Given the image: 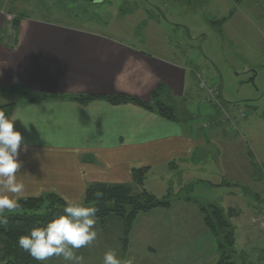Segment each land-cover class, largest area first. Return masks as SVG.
<instances>
[{
    "label": "rangeland",
    "instance_id": "rangeland-1",
    "mask_svg": "<svg viewBox=\"0 0 264 264\" xmlns=\"http://www.w3.org/2000/svg\"><path fill=\"white\" fill-rule=\"evenodd\" d=\"M230 5L231 0H106L101 4L85 0H0L1 104H26L42 95L44 92L33 90L34 78L45 84L61 80L68 68L56 63L60 60L56 51L60 50L61 56L64 44L60 41L66 38L56 31L63 29L69 34L71 29H87L103 31L108 35L106 39L118 38L126 47L135 44L173 59L174 63H183L185 80L173 86L155 70L161 65L164 76H170L164 61L161 64L155 59L152 62L155 67L150 69L153 74L147 79L151 84L145 92L147 99L141 100L169 105L179 118L183 113L184 119L189 120L187 126L206 134L201 138L206 139L219 120L229 124L226 116L231 118L226 132L211 138L214 148L198 155L195 164L159 165L148 173L146 191L157 198L170 196V209L140 214L131 227L123 216L115 213L96 220V239L75 250L76 255L83 257V264H103L104 253L109 250L117 254L121 264L129 260L132 264H218L219 241L224 242L226 235L215 238L207 229L201 210L212 204L225 209L235 207L233 213L227 210L233 215L235 264H264V228L259 220L254 222L257 227L252 224L248 207V201L258 199L255 196L258 190L245 183L244 174L232 181L236 176H230L226 170L234 160L240 165L241 157H246L239 143L241 134L245 145L247 141L251 145L247 144L251 158L264 165V52L256 51L259 43L246 38L239 28L232 27L225 35L221 20L228 17ZM37 29L42 30L43 36L41 47L35 51L37 38H32V32ZM175 46H180L177 52ZM141 67L147 70L151 66ZM133 68L136 70V65ZM78 70L81 71L80 67ZM160 85L162 90L153 100L152 92ZM14 86L16 90L11 92ZM218 93L221 96L223 93L224 98L217 99ZM243 98H252L257 105V110H251L257 115L244 129L241 110L247 112L251 103L244 104L241 110L232 109L231 114L227 111L233 106L230 103ZM241 186L248 188V197L232 199L230 193L243 191ZM48 208L46 203L39 213L47 212ZM237 208L241 210L239 218ZM44 263L68 264L55 256Z\"/></svg>",
    "mask_w": 264,
    "mask_h": 264
},
{
    "label": "crops",
    "instance_id": "crops-1",
    "mask_svg": "<svg viewBox=\"0 0 264 264\" xmlns=\"http://www.w3.org/2000/svg\"><path fill=\"white\" fill-rule=\"evenodd\" d=\"M227 16L221 20L225 35L230 28H239L246 38L259 43L256 51L264 52V0H241L239 3L231 0ZM239 19L242 21L239 22ZM62 30L56 31L57 35L66 38L60 41L64 44V51L61 56V51H56L57 57H60L56 63L59 67L63 65V68L66 65L68 69L63 71L61 80H50L48 84L34 78L31 82L33 90L49 94L48 99L20 104L11 115L20 112L23 117V122L14 121V130L21 132L22 145L26 146V151L19 154L21 166L17 175L25 186L24 198L53 195L65 201H79L81 198L84 200L87 189L92 185L130 184L132 170L135 169L151 171L159 165L195 164L198 155H204L208 149L214 148L211 138L225 133L226 126L231 124H225L222 119L213 116L220 122L213 125L207 138L203 139L201 136L206 137V134L201 135L187 126L189 120L184 119L183 113L182 118L171 122L134 104L112 105L100 99L89 104L70 101L68 96L74 94L100 97L124 93L147 99L145 92L151 86L147 79L153 74L150 69L155 67L153 63L156 60L159 63L164 61L163 65L170 76H164L161 65L155 70L173 86L185 80L186 72L183 63H174L173 59H165L135 44L130 43L126 47L121 45L124 41L118 38L108 40V35L103 31L71 29L68 34ZM41 34V29L32 32V38H37L35 51L41 47ZM179 48L175 46V52ZM142 64L151 67L144 70ZM133 65H136V70ZM186 65L189 66L188 63ZM207 101H210L209 98ZM234 102L227 109L230 114L232 109L241 110L244 104L251 103L247 107L249 112L241 110V128L244 129L257 115L251 112L254 108L257 110L256 102L252 98ZM226 117L230 118L229 115ZM240 137L242 140L239 143L244 147L246 157H241L240 165L234 160L226 170L230 176H236L232 177V181L244 174L245 183L258 190L255 192L258 199L248 201L252 224L257 227L258 224L254 222H264V165L261 161L254 162L247 149L250 143L247 141L245 145L244 135ZM230 184L237 186L236 183ZM243 187V191H237L238 194L230 193L231 198H247L248 188ZM229 209L234 211L235 207L230 206ZM238 212L236 218H239L241 210L238 209Z\"/></svg>",
    "mask_w": 264,
    "mask_h": 264
},
{
    "label": "trees",
    "instance_id": "trees-1",
    "mask_svg": "<svg viewBox=\"0 0 264 264\" xmlns=\"http://www.w3.org/2000/svg\"><path fill=\"white\" fill-rule=\"evenodd\" d=\"M235 1L239 3L241 0ZM16 87L17 86L11 87L10 91H15ZM21 89L23 90L24 88ZM161 90L162 85L158 86L152 92L153 100L159 96ZM24 94H27L26 90ZM48 97V95L42 94L31 99L30 103L47 100ZM68 98L70 101L80 104H89L96 99L104 100L112 105L134 104L168 121L175 122L178 119L175 109L169 105L159 101L149 103L124 94L105 95L100 97L86 94H74L68 96ZM217 99H222L220 93H218ZM217 99L214 101L218 102ZM17 106V103L0 105V111H4L7 116L11 117ZM227 119L230 123V118ZM222 122L228 124L226 120H222ZM149 171L150 170L146 168L132 170V184L118 186L106 184L92 185L87 189L83 203L85 206H92L97 209L96 220L102 219L111 213H115L123 216L128 222L129 227H131V223L135 221L140 214H147L158 209H170V196L157 198L146 191L145 180ZM230 186L236 187L231 184ZM136 191H138V193H135ZM19 203L20 207L17 210L6 213L9 217L8 223L6 225H0V264H42V262L32 258L29 253L19 246L18 238L21 235L27 234L31 228L45 226L54 216L63 214L66 201L57 196L50 195L39 198H23ZM46 203L49 204L48 211L39 213ZM108 205H113V207L108 208ZM201 210L202 214L205 216V225L214 237L218 239L219 235H226L224 242L219 241L218 264H235L233 256L235 255L236 245L235 229L231 222V219H233L232 213L234 211L232 210V213L230 212L229 214L224 208L217 204L210 205L208 209L202 207ZM33 211L38 212L31 214L30 212ZM43 264L45 263L43 262Z\"/></svg>",
    "mask_w": 264,
    "mask_h": 264
},
{
    "label": "clouds",
    "instance_id": "clouds-1",
    "mask_svg": "<svg viewBox=\"0 0 264 264\" xmlns=\"http://www.w3.org/2000/svg\"><path fill=\"white\" fill-rule=\"evenodd\" d=\"M16 120L23 122L20 112L9 117L0 111V225L8 223L6 213L17 210L19 201L24 198L25 186L17 175L21 166L19 154L26 151V146L22 145L21 132L14 130ZM96 212L95 207L85 206L83 198L79 201L66 199L63 214L54 216L45 226L33 227L21 235L19 246L42 264L53 256L62 257L68 264H83V257L76 255L75 250L96 239ZM103 264H121V260L109 250L104 253Z\"/></svg>",
    "mask_w": 264,
    "mask_h": 264
},
{
    "label": "water",
    "instance_id": "water-1",
    "mask_svg": "<svg viewBox=\"0 0 264 264\" xmlns=\"http://www.w3.org/2000/svg\"><path fill=\"white\" fill-rule=\"evenodd\" d=\"M85 1L91 2L92 4H101V3L105 2L106 0H96V1H94V0H85Z\"/></svg>",
    "mask_w": 264,
    "mask_h": 264
},
{
    "label": "built area",
    "instance_id": "built-area-1",
    "mask_svg": "<svg viewBox=\"0 0 264 264\" xmlns=\"http://www.w3.org/2000/svg\"><path fill=\"white\" fill-rule=\"evenodd\" d=\"M213 89H214V88H213ZM211 92H213V90H212ZM261 227L264 228V222L261 224Z\"/></svg>",
    "mask_w": 264,
    "mask_h": 264
}]
</instances>
